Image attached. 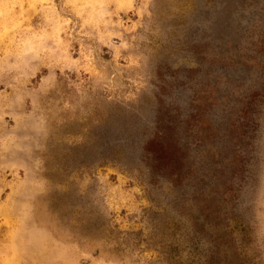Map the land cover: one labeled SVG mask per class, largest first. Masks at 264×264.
Returning a JSON list of instances; mask_svg holds the SVG:
<instances>
[{
	"label": "rangeland",
	"instance_id": "obj_1",
	"mask_svg": "<svg viewBox=\"0 0 264 264\" xmlns=\"http://www.w3.org/2000/svg\"><path fill=\"white\" fill-rule=\"evenodd\" d=\"M220 219L264 264V0H0V264H233Z\"/></svg>",
	"mask_w": 264,
	"mask_h": 264
},
{
	"label": "flooded vegetation",
	"instance_id": "obj_2",
	"mask_svg": "<svg viewBox=\"0 0 264 264\" xmlns=\"http://www.w3.org/2000/svg\"><path fill=\"white\" fill-rule=\"evenodd\" d=\"M228 169V168H227ZM226 170V169H225ZM224 170V171H225ZM236 172V170L234 169H229V171H228V173L231 175V174H234ZM202 179H204V176H202ZM199 180V178H198V180H199V182H202L203 180ZM229 191V193L228 194H231L232 193V190H228ZM197 193L199 194V191H197ZM203 194V193H202ZM221 207V206H220ZM222 208V207H221ZM220 208V212H222V209ZM192 218V217H191ZM191 218H190V220H191ZM193 219V218H192ZM220 231H221V233H220V236H221V239L223 238H225V245H224V240H223V242H220V251L221 252H224V250L226 251H230V249H229V243L227 242V238H229V240L231 241V242H233L234 243V255H235V257H234V262H233V264H240V262H241V259L244 257L245 259H247L248 257L245 255V254H247L248 252L247 251H244V250H240V248L239 247H237L236 248V246H235V241H234V239H233V237H232V235H233V232L232 231H230V229H229V227H228V225L226 224V222H224V220L222 219H220ZM226 251V252H227ZM227 254H228V252H227ZM211 258V256H209V255H207V259H205L204 261H205V263H206V260H207V263L209 264V259ZM224 258H226V260H227V255L226 256H224ZM243 258V259H244ZM221 259V258H220ZM249 260H250V258H248ZM228 261V260H227ZM250 262H251V264H255L254 263V261H253V258H251V260H250ZM220 264H221V260H220Z\"/></svg>",
	"mask_w": 264,
	"mask_h": 264
}]
</instances>
